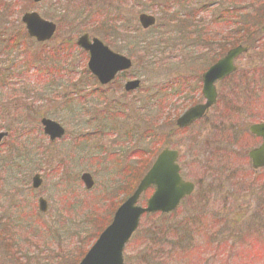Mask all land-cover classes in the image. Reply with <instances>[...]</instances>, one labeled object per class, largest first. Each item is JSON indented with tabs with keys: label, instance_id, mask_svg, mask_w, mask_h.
I'll return each mask as SVG.
<instances>
[{
	"label": "rangeland",
	"instance_id": "1",
	"mask_svg": "<svg viewBox=\"0 0 264 264\" xmlns=\"http://www.w3.org/2000/svg\"><path fill=\"white\" fill-rule=\"evenodd\" d=\"M122 1L42 0L40 3H33L31 0H0V61L7 53L10 60L19 61L16 62V68L13 70L6 66L8 62L5 66H0V73H4V68L7 67V72L15 75L12 79L10 77L4 80L5 90L0 88V131L2 127L11 126L10 132L5 131L7 135L0 139V264H77L82 251L109 223L114 210L133 190L148 163L150 164L155 158L156 140L161 143L159 149L167 139L168 147L178 150V160L183 167L184 178L190 180L195 178L197 181L199 177L205 178L194 194V199L198 197L199 200L194 202L191 208L198 207V214L195 212L191 215L189 217L191 220L204 216L203 207L210 210V217L215 220L222 215V208L219 206L205 205L208 181L204 169L211 170L210 162L207 161L212 159L215 162H222L229 158V166H224L226 169L221 172L224 176L236 170L241 175H248L252 171L244 152L256 143V139L247 132L248 139L243 141L241 138L243 132L248 129L250 120L257 119L255 115L264 117L260 112L264 108L260 103L262 97L240 102L235 97L239 94L234 90L230 92L226 82L218 86V89H221L220 101H217L215 107L205 116L206 119L194 122L186 132L175 129L171 134L174 122L167 120L165 122L167 109L170 110L168 112L172 119L184 110L185 105L179 109L172 108L182 104L181 100L173 99L167 100L166 107L162 110L164 112L158 114L157 118L160 121L157 124L150 125L149 120H140V128L149 129L152 139L148 140L147 136L143 140L135 134L138 144L132 146L124 143L119 146L121 138L128 141L134 139L130 142L135 143L134 137H125L126 128L133 129L131 123L122 124L125 119L121 122L115 120L113 123L118 135L110 134L105 138L100 136L102 133L99 130L86 127L91 120V113L87 118L83 117L82 111L85 110L81 106L84 103L81 100L89 101L93 97L88 94L84 96L71 94L73 99H70L68 81L70 77L74 78L75 81L72 82L76 84L80 83V80L83 82L86 80L83 76L85 58L71 43L68 45L66 56L67 58L71 54L76 56L68 58L69 61L66 60V63L63 56L51 54L50 50L59 46L61 49L58 50L62 51L65 46L64 40L72 39L73 42L85 27H92L86 31L90 36L105 38L107 34L103 33L104 29L107 30V26L113 24L104 15L107 10L110 11V16L122 20L123 26L137 25V14L140 8L144 7L145 0H130L125 4ZM107 3L109 5H106ZM34 10L45 19L56 23L58 28L55 38L42 45L26 37L20 20L23 13ZM166 23L157 20L159 27L156 29L157 35L151 37L148 32L146 35L141 32L142 30L141 37L138 35L133 37V32L127 30L128 37L120 32L122 38L116 39L115 42L107 40L114 51L124 54L134 53L133 57L136 59L147 58L142 63L134 61L131 74L142 78L143 91L139 92L141 99L147 102L148 107H154L153 109L158 107L155 103L160 101L157 94L163 84L169 82L183 84L187 81L184 86L193 89L200 83L201 74L206 70V66L209 67L206 61L194 55V51L198 50L197 53H202L201 57L208 56L202 46L193 44L184 46L183 53L175 49L172 43L175 42L173 38L177 30ZM103 25H105L104 29L101 27ZM151 31L154 32L152 29ZM144 35L148 36L144 37ZM140 39L146 41L141 43L145 48L136 47ZM16 43L15 56L13 54L10 57L8 51L14 48ZM64 50L67 51L65 48ZM34 54H37L35 66L32 67L31 63L28 67L24 65L22 59L29 61ZM41 54L47 56L41 57ZM189 56L192 59L185 60ZM263 56L264 48H251L243 57L254 59L260 73L264 74ZM54 59L57 60L56 63H53ZM239 59L237 65L241 60L242 65L247 62V58ZM44 64L47 66L46 69ZM36 68L39 69L38 73H35ZM45 71L48 73L45 74ZM19 76H24L25 79L21 81ZM118 94L119 90L114 96L117 97ZM126 99H129V96H126ZM71 102L74 103L68 105ZM238 102L240 103L237 105ZM234 103L237 106H245L246 111L233 110L236 107ZM85 107L89 108V112L94 109L91 103L86 104ZM217 112H221L222 116L226 112L232 113L236 125L225 128V132L220 130L218 127L220 123L214 120ZM127 113L129 114L130 111ZM41 117L59 122L65 129L64 136L59 140L50 141L42 132L39 122ZM96 117L98 118L97 115ZM161 121L165 123L161 124ZM18 127L22 128L23 136L20 138L16 135ZM208 129L214 131L207 135ZM190 134L192 138L189 140L187 136ZM200 145H205L206 148L200 149ZM133 148H137L138 151L146 148L147 153L143 159L137 160ZM224 154L229 156L225 157ZM84 172L89 173L94 182L90 193L84 191L85 188L80 180V175ZM36 173L42 175V183L34 191L31 189V179ZM139 174L140 176L136 178ZM259 175L261 174L254 173V176ZM135 179V185L132 186ZM26 184L30 191L24 190ZM230 185V182H225L224 187H228L227 191L229 190V194L232 195L231 199L237 202L234 206H239L241 203L240 208L246 206L249 211V205L244 204L249 202V199L240 197L238 191L230 189ZM214 189L215 187L210 188V190ZM257 189L262 190V185L253 184L251 190ZM149 192H146L139 204L146 200ZM25 193L26 196H31V203L29 199H25ZM37 194L47 201L48 207L43 214L37 211ZM73 194L77 195V198L72 197ZM32 198H35V202ZM210 199L218 203L222 202L220 198L214 200L210 197ZM231 204L225 207L230 208ZM173 214L175 215L170 217L158 214L142 217L138 230L124 249V264H147L146 259L149 257L153 258L152 261L155 257H161L164 261L169 249L172 251L173 248L179 247L177 238L188 240L183 243L185 247L201 246L197 243L198 240L201 241L200 234L197 235L198 239L189 241L192 236L188 234L190 231L187 232L186 223H182V227L186 228L185 232H179L180 224H177L175 233L164 234L168 232L165 230L167 225L170 228L169 224L182 221L177 211ZM2 216L14 222H10L7 218L3 219ZM246 216L247 214L232 222L241 225L246 220ZM17 217H20L19 220L16 219ZM258 223L264 224L263 211H259ZM188 224L193 228V224L189 222ZM248 226L250 225H245ZM260 227L264 228V225ZM258 245L264 247V243ZM237 249L235 248L234 252H237ZM186 253L189 252H184L183 263L179 264L211 263V257ZM218 254L219 257L216 259L219 264H234L235 254L231 250L223 248ZM259 255L264 258V252L258 251L256 258L250 264H264V259H257ZM174 260L179 259H173L172 262Z\"/></svg>",
	"mask_w": 264,
	"mask_h": 264
},
{
	"label": "water",
	"instance_id": "2",
	"mask_svg": "<svg viewBox=\"0 0 264 264\" xmlns=\"http://www.w3.org/2000/svg\"><path fill=\"white\" fill-rule=\"evenodd\" d=\"M32 1L39 2L41 0ZM138 20L144 28L153 25L155 21L152 16L144 13L139 15ZM21 21L24 23L28 35L39 42L50 39L55 30L53 22L42 19L34 11L24 13ZM76 44L88 51L87 67L100 83L109 82L118 71L127 69L130 66L129 59L114 53L97 39H92L89 42L86 34L80 36L76 40ZM244 51H246V48L241 46L230 50L224 58L204 73L203 95L206 98V103L197 105L180 116L177 120L179 126H185L190 121L200 117L205 109L214 102L213 81L232 71L234 69L232 59ZM138 83V80L128 81L125 83L124 89L126 91L135 89ZM41 123L44 133L51 140L63 135V127L55 121L43 118ZM250 131L263 136V145L259 149L252 150L249 156L254 167H264V123L252 125ZM3 135L4 133H0V139ZM36 178L38 176L34 177V187L39 184V180ZM81 179L87 188L92 186V180L88 174H82ZM150 186H154V191L147 199L146 205H136L142 192ZM193 188L194 184L184 180L179 174L176 152L164 150L154 160L134 192L117 207L111 223L100 233L78 264H123V248L137 228L140 216L146 212H168L174 209L183 197L192 192Z\"/></svg>",
	"mask_w": 264,
	"mask_h": 264
},
{
	"label": "trees",
	"instance_id": "3",
	"mask_svg": "<svg viewBox=\"0 0 264 264\" xmlns=\"http://www.w3.org/2000/svg\"><path fill=\"white\" fill-rule=\"evenodd\" d=\"M187 1L188 0H168L165 8L164 7L163 8L160 7L159 9L156 8L155 11H156V14H158L160 22L161 21L166 22V20H167V21H169L170 24L174 23V24L179 25L181 27L189 28L190 27V20H193L195 12H197L198 10H193V6H187V4H188ZM203 1H202V3H206V4H207V2H209L207 0H206L207 2L205 0H203ZM210 1H212L213 3L218 2V4H216L217 6L215 7L216 9L219 10L222 8V4H223L222 0H210ZM239 2H242V0H226V3H227L226 5H227V8L229 9L227 11V14L229 17H233V16L234 17H240V16H237L235 14V10H237V8H239L238 6H240V4H241ZM244 2L245 3L243 5V9L246 10V12L243 13V16H242L243 18L241 21L236 20L234 22L235 24H240V25L243 24V35H242V39H235L234 43L238 44L240 42H243V43L252 45L251 43L253 42V45H254L255 41L258 38L261 39L264 36V0H244ZM205 7L206 6H204L203 8L201 7V8L204 9ZM202 9H199V10H202ZM258 29H259V35H258V31H257ZM153 35H157V33H154ZM1 41H3V40H1ZM231 44H233V43H231ZM16 45H17V43L15 44L14 48L9 50V56L10 57L16 52ZM253 48H254V46H253ZM58 49L59 48L53 49V51H54L53 54L58 55V53H59ZM47 53H48V51H47ZM36 55L37 54H34L32 59H29V61H27V59H22L24 65H26L28 67L29 64L31 63V66H35L34 61L36 59V57H35ZM129 55L131 57L135 56V54L131 53V52H129ZM13 56H15V54ZM39 56L40 55H38V57ZM42 56L46 57L47 55L41 54V57ZM52 56H54V55H52ZM7 61H9V62L7 63ZM22 61H21V63H22ZM67 61H69V60H67ZM16 62H19V61L16 60ZM16 62H15V60L3 59L0 63V66H5V63H7L6 66H8L10 69L13 70L16 68ZM56 62H57V60L54 59L53 63H56ZM64 62L66 63L65 59H64ZM43 66H44V69L47 68L46 64H44ZM7 70H8V68L6 67L5 72L0 73V80H1L0 88L3 90L6 89L4 80L8 79L10 77L12 79V77L14 76L13 74L8 73ZM38 70L39 69L36 68L35 73H38ZM46 73H48V72L45 71V74ZM85 73H86V71H85ZM257 73H258L257 69H254L252 71L251 78H246V77L243 78V79H246L247 85L253 84L252 86H254L256 88L258 86V84L255 81L258 78H261V81L264 83V74L261 76ZM261 73H263V72H261ZM19 78L21 79V81L25 79L24 76H19ZM247 80H249V81H247ZM68 81H69V86H70L69 97H70V99H73L71 94H78L77 93L78 83L76 84L75 82H72V81H75L73 77H70ZM252 93H253V88L244 95L250 96ZM95 94H96V92H95ZM91 96L93 97V93H91ZM261 97H262V99L260 100V103L262 105H264V91L261 93L259 98H261ZM249 99H252V98L250 97ZM72 101H76V100H72ZM89 102L93 103V99L91 98V101H89ZM70 104H73V102ZM137 107L141 109L140 105H137ZM158 112H159V110L153 109L152 107H148L146 116H147V120H149L151 124L152 123H155V124L158 123V118H157ZM262 114L264 116V108H262ZM2 129L10 132L11 126L10 127H2L1 130ZM21 129H22L21 127H18V129H17L18 131L16 132V135H18V138L23 136ZM224 155H225V157L229 156L228 154H224ZM228 161H229V158H226L222 162H217V163L215 162L214 165L216 166V168H220V167L224 168V166H229ZM200 178H202V177H199V179ZM135 182L136 181H134L132 186L135 185ZM130 193L131 192H129L128 194H130ZM186 211H187L186 209H183L180 212L185 213ZM181 217L183 219V216H181ZM182 223H186L187 232L190 231L188 234L190 235V237L192 236L189 239V241H193V239H195V238L198 239L197 235L200 234L201 239L204 241V243H206V241L208 242V240H207L208 236L206 234L210 235V233L208 231V229L210 228V224H208L204 219H200V218H198V222L196 223L195 228H190V226L186 220H184V222H182V221L176 222L175 221V222L169 224L170 228L167 227L168 225L166 226L165 230L168 232H164V234L175 233L176 232L175 225H177V224H180L178 231L179 232H185L184 230H186V228L182 227ZM220 226L221 225H218V227H220ZM191 230H193V231H191ZM187 241L188 240H186V239L177 238V242H178L179 247L173 248L172 251L169 249V253L167 254L166 259L164 261L161 257H155L154 261H152V264H167V263L168 264H179V263H183V258L185 257V255H184V257H182V256H183L184 252H189L188 254L186 253L187 255L195 254V256H198L199 255L198 254L199 246L185 247V245L183 243L187 242ZM173 243H175V242H173ZM197 243H199V240ZM182 244H183V247H182ZM175 253H177V254L173 256V254H175ZM177 258L179 259L178 261L174 260V262H172L173 259H177Z\"/></svg>",
	"mask_w": 264,
	"mask_h": 264
},
{
	"label": "flooded vegetation",
	"instance_id": "4",
	"mask_svg": "<svg viewBox=\"0 0 264 264\" xmlns=\"http://www.w3.org/2000/svg\"><path fill=\"white\" fill-rule=\"evenodd\" d=\"M109 16H110V12H109ZM110 19H115L113 16H110ZM125 30H131V26H124ZM113 32V30H112ZM201 32H204V35L201 34ZM87 36H89L88 33H86ZM192 37L194 39V42L196 43L195 46H197V44L199 45H203L206 48L209 49H213V48H221V47H227L230 45V43L235 42V39H242V34L239 33L238 30H236L234 27L229 28L228 25L226 24H219V25H213V24H209L205 27L204 31H200V32H193L192 33ZM200 40V41H199ZM110 47V43L107 44ZM125 76H129V74H125ZM123 80V79H122ZM223 81H219L218 82V86L222 85ZM98 84V83H97ZM217 84V83H216ZM217 86V87H218ZM216 87L217 93L220 95V91L221 89H218ZM96 90L99 91V93L104 92V95H101L100 98L103 97H107L108 96V101L110 102L109 107H105V102L102 101L101 103H99L98 105L95 106V110H94V119L96 117V115L98 116V118L96 117L98 123L101 122L102 119L107 117V111L110 112V114L113 113L114 116H119L120 118H132L131 113H127V110H131V106H126L124 104H118L117 102L123 103L124 101L121 98H118L119 100H117L115 97H113V95L116 94L117 91V87L115 86V82H111L107 85H99L96 88ZM137 91L135 92H131L128 94L130 95V98L132 99H136L137 96ZM108 93V94H107ZM122 95V94H121ZM109 114V115H110ZM114 130L113 128L111 129V131ZM174 131L171 132V134H173ZM128 135H132L131 130H129V132L127 133ZM125 137H127L125 135ZM123 139V138H121ZM125 140V139H124ZM221 171H213V173L215 174H220L219 176H213L212 178H210V180L214 181V182H218L219 184H216L215 189H217V191L214 190H210L208 191V187H207V198H214L215 200L217 198H220L222 200V202L220 203L219 207L222 208V215L217 218L215 220V218L210 217V220L216 224L218 223H222V225H226V224H234L232 221L236 218L241 219L243 217V215L247 214L246 216V220H244L242 222L241 225L243 224H255L258 221V215H259V211H263L264 212V198H262L264 191L257 189L256 191H252V185L250 186H244V187H240L242 185H238L236 184V182L242 181V179L239 178H230V176H232L231 174L224 176L221 174ZM260 173L261 175H264L263 170L261 169H253V173ZM207 174L211 175L213 174L212 171H206ZM252 180V179H250ZM203 181V179H199V182ZM196 190L199 187V183L197 180L193 181ZM225 182H232V184L229 186L230 189H233L235 191H238L240 194V197H243L245 199H249V202H245V205H249V211L247 210L246 206H243L242 208H240L241 203L239 204V206H234V207H230V208H226L225 206H227L229 204L228 199H230L232 197V195L229 194V190L227 191L228 187L225 186ZM211 188V187H210ZM241 202V201H240ZM238 224V223H237ZM240 225V224H239ZM220 230H230L232 229L234 231L235 228H231L228 226H222L219 227ZM212 231H214L212 229ZM217 232V230H216ZM234 233V232H233ZM228 241L232 242V239L230 237V239H228Z\"/></svg>",
	"mask_w": 264,
	"mask_h": 264
},
{
	"label": "bare ground",
	"instance_id": "5",
	"mask_svg": "<svg viewBox=\"0 0 264 264\" xmlns=\"http://www.w3.org/2000/svg\"><path fill=\"white\" fill-rule=\"evenodd\" d=\"M190 5H191V4H190ZM150 11H151V13H152V17L160 22L158 15L153 11V9H152L151 7H150ZM138 14H139V13H138ZM138 14H137V15H138ZM161 22H162V21H161ZM177 30H178V38H181V35H180V28H177ZM201 34L204 35V32H201ZM199 41H200V40H199ZM173 46L175 47V49H179V50H181V53H183V51H184V47H183L182 45H180V44H178V43H173ZM111 47H112V45H110L109 48L112 49ZM112 50H113V49H112ZM113 52H114V53H117V54H119V55H121V56H124V57H126L127 59H129V60L132 59V57H131L129 54H127V53L124 54V53L117 52V51H114V50H113ZM189 57H190V56H189ZM188 59H189V58H185V60H188ZM130 66H134V64L130 62ZM161 88H162L163 91H165L164 84L161 86ZM158 96L160 97V99L163 98V94H162L161 90H159ZM211 132H213L212 129H208V130L206 131V133H211Z\"/></svg>",
	"mask_w": 264,
	"mask_h": 264
}]
</instances>
